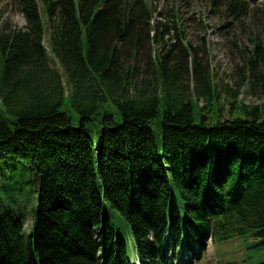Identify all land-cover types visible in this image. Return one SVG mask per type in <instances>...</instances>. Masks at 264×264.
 <instances>
[{
  "label": "trees",
  "instance_id": "obj_1",
  "mask_svg": "<svg viewBox=\"0 0 264 264\" xmlns=\"http://www.w3.org/2000/svg\"><path fill=\"white\" fill-rule=\"evenodd\" d=\"M8 3L25 26L0 27V264L200 261L210 243L264 241V106L222 100L177 21L149 0Z\"/></svg>",
  "mask_w": 264,
  "mask_h": 264
},
{
  "label": "rangeland",
  "instance_id": "obj_2",
  "mask_svg": "<svg viewBox=\"0 0 264 264\" xmlns=\"http://www.w3.org/2000/svg\"><path fill=\"white\" fill-rule=\"evenodd\" d=\"M240 1L246 3L249 14L241 20H235L228 13L223 0H149L157 13L164 14L163 17L157 16L158 21H166L170 26L173 21H177L183 27L187 42L199 50L202 64L208 66V72L215 80L222 100L230 104L234 101V95L238 93L239 101L245 106L261 107L264 106V84L261 87L254 86L251 90L252 79L248 80L247 62L251 56L253 57L255 49L253 41L258 37L262 43L264 56V0ZM253 12L256 13V18ZM8 19L17 28L25 26L23 17L14 15L9 8L8 0H4L0 5V27ZM163 49L162 45L159 51L165 53ZM148 52L152 54L154 52L151 44L148 45ZM141 67L144 68L143 65ZM256 72L264 76L263 60L258 63ZM243 80L244 82L248 80L245 87L240 85ZM192 82L190 79L188 83L191 88ZM200 104L205 108L207 102L202 100ZM229 110L230 107H227L224 120L229 119ZM62 111L69 113L74 124L78 125L79 116L69 106V102ZM31 227L33 221L28 218L26 231L29 232ZM254 234V231H250L242 237L218 246L210 243L200 261L193 260L190 254L182 256V250H178V254L176 250H171L168 251L165 262L159 261L157 264H264V241L256 238ZM137 264H140L138 260Z\"/></svg>",
  "mask_w": 264,
  "mask_h": 264
}]
</instances>
